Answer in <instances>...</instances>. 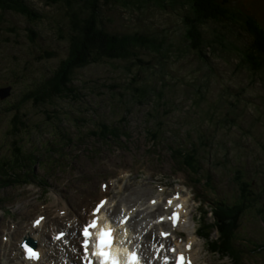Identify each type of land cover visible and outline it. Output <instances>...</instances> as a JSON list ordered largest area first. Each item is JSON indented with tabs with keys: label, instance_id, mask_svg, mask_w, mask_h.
Instances as JSON below:
<instances>
[{
	"label": "rangeland",
	"instance_id": "rangeland-1",
	"mask_svg": "<svg viewBox=\"0 0 264 264\" xmlns=\"http://www.w3.org/2000/svg\"><path fill=\"white\" fill-rule=\"evenodd\" d=\"M27 2L33 13L41 15L39 18L0 10V88L5 80L14 83L10 96L0 99V113L6 109L0 114V164L9 165L16 155L29 158L26 168L14 169L20 177L29 176L27 183L3 186L0 182V228L14 225L13 239L38 214L44 213L46 218L55 215L62 201L87 217L86 210L103 195L98 189L101 182L108 184L111 191L106 197L111 198V206L117 203L119 210V206H133L136 201L148 204L149 198L178 195L185 203L182 225L190 224L191 212L195 229L200 223L213 221L211 203L240 204V180L248 184V202L261 197L264 70L253 73L239 55L223 54L218 49L207 50V59H200L186 39L182 17L170 8H160L151 0L141 5L102 4L100 0V20L110 33L140 32L166 41L171 55L163 67L157 65L155 57L142 52L141 57L156 68L133 66L130 74L137 77L131 80V75H125L127 61L105 60L75 70L72 85L77 99L57 96L37 104L31 98L22 101L32 84L34 89L39 88L66 57L69 32L66 7L46 0ZM228 5L264 26V0H234ZM226 26L232 32L224 30L228 39L238 46L249 44L251 37L241 25ZM215 28L223 32L216 24H205L204 38H212ZM141 84L153 93L139 102L132 93ZM15 115L22 125L11 126ZM101 122L118 127L126 138L96 136L94 131ZM67 137L72 142L67 143ZM170 144H176L181 155H196L199 171H180L167 148ZM54 147L57 152L51 151ZM126 183L129 187L123 188ZM121 189L125 190L120 193ZM263 197L260 199L264 201ZM164 207L154 209L148 221L142 222L148 224L162 214ZM248 208L240 213L234 247L241 251L244 264H264V209L259 216L256 207L251 212ZM64 224H69L67 219ZM74 224L69 228L75 230L69 234L78 235L79 225ZM46 226L43 240L52 242L55 226ZM130 230L131 237L144 231ZM156 232L155 228L147 237L149 245ZM179 233L170 240L174 245L185 243L183 226L175 228L174 234ZM196 239L197 264H234L228 257L207 252L204 241L198 236ZM54 242L51 247L61 245L60 241ZM4 247L8 250V246L0 247V254L6 253Z\"/></svg>",
	"mask_w": 264,
	"mask_h": 264
},
{
	"label": "trees",
	"instance_id": "trees-1",
	"mask_svg": "<svg viewBox=\"0 0 264 264\" xmlns=\"http://www.w3.org/2000/svg\"><path fill=\"white\" fill-rule=\"evenodd\" d=\"M28 0H0V10H10L13 12L24 13L33 20L39 18L37 12L33 13L29 9ZM100 0H46L47 3L66 7L68 23L67 35V54L66 57L59 63L55 71H51V75L43 79L39 90L41 95H35L34 102L41 103L48 99H53L57 96H70L77 99L78 94L76 87L72 85L73 74L76 69L87 66L89 64L102 63L105 60L111 61H127L125 75H131V70L134 67L144 68L150 66V63L141 57L142 52H146L155 57L157 65L163 67V62H166L171 55V48L166 41L157 36L147 33L134 32L130 34H112L104 28L100 20L99 10ZM147 0H102V4L110 2H129L128 4H142ZM160 8H170L175 13L182 17L183 25L185 26L186 39L190 43V47L195 50L200 59L206 58V51L216 52L219 50L223 54L235 53L239 55L241 61L247 64L252 72L264 70V26L258 22L253 16L245 13L242 10H234L229 7V3L234 0H151ZM138 6V5H137ZM205 24H216L223 29V32L215 28V34L212 38L205 39L202 33V27ZM227 25H241V29L246 31L251 41L246 46H238L233 40H230L224 35V30L228 31ZM230 31V30H229ZM231 32V31H230ZM232 33V32H231ZM236 34V33H235ZM262 43V44H261ZM208 53V52H207ZM209 54V53H208ZM254 57V58H253ZM204 62V61H202ZM156 68V66H150ZM131 80H135L136 75H131ZM133 86V82L130 83ZM129 88V85H127ZM37 90V91H39ZM36 91V92H37ZM134 97L137 101L142 102L148 98L151 93V88L145 84H141L139 88L133 90ZM31 96L25 94L22 101L30 99ZM16 116V115H15ZM16 124H23L20 117L17 115ZM98 137L102 139L126 138V134L116 126H109L104 122L95 130ZM60 138V137H58ZM66 142L70 143L68 137ZM174 145L168 146L173 155L178 158L181 156L178 149H174ZM53 152H57L56 148H52ZM18 154V153H17ZM188 159V160H187ZM184 164L191 169H199L200 160L196 155L188 152V155L183 157ZM29 158L26 156L16 155L12 162L0 164V182L4 183L8 179L20 182L21 177L16 174L14 169L19 167L23 169ZM239 172V170H237ZM4 176V177H3ZM7 177V179H5ZM238 177V175H237ZM236 178V177H235ZM24 181V179H23ZM0 183V184H1ZM6 183V182H5ZM264 180L259 184V192L264 194ZM247 182H239L241 187L240 204L225 205V203L216 202V210H214L216 227L218 228V241L212 242L210 248L213 252H219L223 256H229L233 259H238V252L234 247V239L236 240V230L238 228V219L244 208H248V204L262 198L260 193L259 198L248 202L246 200ZM257 198V199H256ZM264 198V197H263ZM263 202V200H262ZM252 205V206H253ZM261 206H264L262 203ZM208 236V233L206 234ZM238 239V238H237Z\"/></svg>",
	"mask_w": 264,
	"mask_h": 264
},
{
	"label": "bare ground",
	"instance_id": "bare-ground-1",
	"mask_svg": "<svg viewBox=\"0 0 264 264\" xmlns=\"http://www.w3.org/2000/svg\"><path fill=\"white\" fill-rule=\"evenodd\" d=\"M262 44V43H261ZM254 58V57H253ZM215 130V129H214ZM107 186V188H106ZM125 187H129V185L126 183L124 184L123 188ZM104 189L103 192L104 194L102 195V198L105 199V195L107 192H110L109 191V188H108V184L105 182L104 183ZM125 189H121L120 190V193L123 192ZM57 199V202H60L62 201V198L60 195H58L56 197ZM151 198H149L150 200ZM159 198H156V200L154 199L152 201V203L154 202V204H150L149 206L147 205L146 206V202L145 203H141L140 204V207L142 206V210L141 212L136 209L135 210V214L134 216H131L128 220H126V226L127 227H130V229H137V228H141V229H148L150 226V224L152 225L151 226V230L153 228H155V225L152 224V223H148V224H145L144 222L142 221H145L146 220V216L149 212L151 211H147V210H150V209H158L159 206H160V203H159ZM164 202V201H163ZM63 204H59L57 206V213L54 216H50L49 218H46L48 221H51L53 224H56L57 226H60L62 228H64L62 231L66 234V231L68 230V236L67 237L68 239H71V242L67 245L69 247H63V246H55V245H51L50 244H53L52 242L54 241H44L43 238L45 237L44 235V223L42 224V222H40L39 224V227L37 228H33L32 226L28 227L27 229H24L23 232L25 234H29V236H31L35 241H37V246L39 247L40 249V252H41V258H39L40 261H43V264L46 263V264H53V262H55L54 260L56 259V263L54 264H57V258H65V260L69 263V264H77L78 263V260H80V252H79V245L77 243V236L75 235H72V232L75 230L73 229L70 230L68 228H66L65 226H63L60 222H61V219H67L69 221H71L73 224L75 223V218H77V220L79 221V224L81 226V224H83L85 222V218H84V213H82L80 210H78V208L76 207H70L68 204L65 203V201H62ZM137 203V201H136ZM167 203H168V206H173L175 208V210H178L180 213H181V216L182 215V211H183V207L184 206V200L181 199L180 197L178 196H174L173 198H168L167 199ZM145 205V207H143ZM126 206V205H125ZM120 207V206H119ZM94 208V207H93ZM93 208H88V210H86V213L89 212L90 210H92ZM131 208V206L129 207ZM110 209V214L109 216L110 217H116L115 214L117 211L118 214L120 213L121 214V210H119L117 207L115 206H111V198L108 199L104 205V207H102L99 211V214H100V217L99 219L102 221L104 219H106L104 217V212L105 211H108ZM127 210V209H126ZM185 211V210H184ZM145 212V214H144ZM143 213V215L141 216V218L139 217L141 214ZM98 214V215H99ZM186 214V213H185ZM98 215H88V218L89 217H92L94 216V219L95 220ZM87 216V215H86ZM102 216V218H101ZM125 215L122 214L120 218H123ZM139 217V218H138ZM137 218V219H136ZM107 219L109 222L112 223V221H110L111 219L107 216ZM139 219V220H138ZM193 216L190 212V224H188L187 226L186 225H182V217L179 218V223H178V227L179 228H182L183 226V229L185 230V233H186V241L184 243V245L182 246L183 250L186 252V254L192 259V260H196V253L198 252L197 249H199L198 245H199V242H197V237H196V234H195V227H194V224H193ZM115 221V219H114ZM117 221V220H116ZM44 222H47V221H44ZM83 222V223H82ZM113 230H114V236H115V241L116 243L112 246V248H115V245L117 244V248L121 249L122 251L123 250H126L128 245H131L130 244V239H132L131 235H132V231L130 232V235L127 236L126 234V229L124 231L123 226H120V224H118V227H115L111 224H109ZM161 225V228L162 229H166L168 231V228H167V223H160ZM59 231V230H57ZM69 231H72L70 234H69ZM142 231V230H140ZM56 234V232H55ZM148 234H149V231L145 234V239H147L148 237ZM75 242L77 245H75ZM79 242V241H78ZM134 244V242H133ZM177 244H179L177 242ZM50 245V246H49ZM71 246H73L72 248L73 249H76L75 252H73L71 249L70 251V248ZM190 246V247H188ZM61 247H63L61 249ZM150 248L151 246L148 244V242L145 240L144 242H142V247H141V259H146V260H149L152 258V256H150V258L148 257L149 253H150ZM180 248V247H178ZM12 250H16L14 248H12ZM119 252V250H117ZM14 254V253H13ZM119 254V253H118ZM45 257V258H43ZM10 260L12 261H16L17 260V255L14 254L13 256L10 257ZM6 261H7V257H6ZM38 261V262H40ZM8 262V261H7ZM20 261H17V263H19ZM27 262V261H26ZM77 262V263H76ZM153 263H156L157 261L156 260H152ZM27 264V263H25Z\"/></svg>",
	"mask_w": 264,
	"mask_h": 264
},
{
	"label": "snow or ice",
	"instance_id": "snow-or-ice-1",
	"mask_svg": "<svg viewBox=\"0 0 264 264\" xmlns=\"http://www.w3.org/2000/svg\"><path fill=\"white\" fill-rule=\"evenodd\" d=\"M103 201L100 205H97L95 209H93V215L97 213L99 208L102 206ZM177 214L174 212L173 216L171 217L173 224L176 222ZM41 218H37L33 222V226H38ZM95 220L91 221L88 225H86L80 235L84 238L81 243V247L84 250V259L86 260V264H92V261L88 259L89 253H88V238L90 236L89 229L92 227H95ZM162 236H166L167 233H161ZM64 236L63 232H60L55 237L57 240L61 239ZM111 247V230H101L99 235L97 236L96 244H95V251L91 253L92 256L99 258V264H120V261L117 259L116 256L112 254L110 251ZM190 247V246H188ZM25 250L30 258L36 259L38 258V253L34 251L33 249L25 246ZM169 251H173V249H168ZM165 260H167V257H165ZM138 258L135 253H129L127 264H137ZM174 264H191L190 261H185L183 254H177L175 258Z\"/></svg>",
	"mask_w": 264,
	"mask_h": 264
},
{
	"label": "flooded vegetation",
	"instance_id": "flooded-vegetation-1",
	"mask_svg": "<svg viewBox=\"0 0 264 264\" xmlns=\"http://www.w3.org/2000/svg\"><path fill=\"white\" fill-rule=\"evenodd\" d=\"M11 82L12 81H10V80L9 81H6L5 80V81H3V83H4L3 86H5V85H11L12 89H14V83L13 82L11 83ZM29 90H30V92H29ZM29 90H28V93L27 94L29 96H31V99H33V101H34V97L33 96H35L37 94H38V96L41 95V92L42 91H43V94H44V90H42V91L39 90V91L36 92L35 89H34V84H32V86H31V88Z\"/></svg>",
	"mask_w": 264,
	"mask_h": 264
},
{
	"label": "water",
	"instance_id": "water-1",
	"mask_svg": "<svg viewBox=\"0 0 264 264\" xmlns=\"http://www.w3.org/2000/svg\"><path fill=\"white\" fill-rule=\"evenodd\" d=\"M9 92H10V87L0 88V99H3L4 97L8 96Z\"/></svg>",
	"mask_w": 264,
	"mask_h": 264
}]
</instances>
